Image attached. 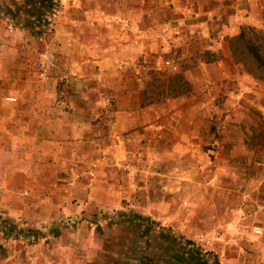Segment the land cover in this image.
Returning a JSON list of instances; mask_svg holds the SVG:
<instances>
[{
    "label": "crops",
    "instance_id": "obj_1",
    "mask_svg": "<svg viewBox=\"0 0 264 264\" xmlns=\"http://www.w3.org/2000/svg\"><path fill=\"white\" fill-rule=\"evenodd\" d=\"M48 1L53 0H0V264H151L135 246L125 245L134 232L151 236V243L161 238L167 248L175 240L146 224L132 225L125 211L147 216L173 208L175 195L186 196L191 184L206 179L187 165V175L167 178L182 186L159 195L160 188L151 186L159 177L135 183L117 165L127 153L149 152L142 142L147 128L162 132L157 155L167 153L163 169L168 170L174 159L192 160L205 150L210 113L238 119L235 105L253 102L245 92L255 89L251 76L233 59L230 40L243 27L263 26L264 0H151L157 11L144 12L135 10L143 9L144 0L88 1L85 20L83 9L69 17L76 25L68 35L69 62L54 67L46 79L37 76L28 40L47 27ZM111 5L118 12H111ZM64 18L59 13L48 25L53 41L64 38ZM110 34L117 36L115 44H106ZM160 45L166 52H179L180 58H199L180 69L191 91L158 106L144 101L143 72L131 65ZM116 46L118 53L111 50ZM62 78L81 93L69 97L68 104L55 97ZM7 95L17 103H5ZM224 132L251 133L235 127ZM215 144L233 151L241 143L222 139ZM218 164L206 167L215 170L214 186ZM197 190L205 202L204 191Z\"/></svg>",
    "mask_w": 264,
    "mask_h": 264
},
{
    "label": "rangeland",
    "instance_id": "obj_2",
    "mask_svg": "<svg viewBox=\"0 0 264 264\" xmlns=\"http://www.w3.org/2000/svg\"><path fill=\"white\" fill-rule=\"evenodd\" d=\"M72 1H48L51 6L47 13V27L45 26L46 28L41 31L35 30L31 35L32 38L28 40L33 43L30 49L34 52V64L36 67L38 66V78H40L38 73L41 61H45L46 79L49 78L50 71L54 67L69 62L68 52L72 48V44H70L68 35L70 32H74L76 26L69 22V17L75 12V9H77V14H80L81 9H83L81 17L85 20L83 15L87 10L86 3L90 1L95 4V1H98V4H101V0H83L77 7L76 5H70ZM144 1V7H146L135 10L144 12L154 9L151 0ZM114 7L111 5L109 10L114 13L118 12L117 5V8ZM129 10H132V7ZM154 10L157 11V9ZM59 13H61V16H65L60 27L64 38L61 41H53V29H48V25L52 27L51 24ZM145 16L147 15H142L143 18ZM154 16L156 17V15ZM154 16L151 14L152 20ZM251 27L264 33V24L263 26ZM5 29L9 30L7 27ZM10 33L11 36L15 34L14 32ZM107 38L106 44L110 41L115 44L114 41L117 36L111 35ZM96 47H99V45ZM111 50L118 53L119 48L116 46ZM198 58L197 56L180 58L179 52H166L162 45L140 56L131 67L143 72L142 77L145 78L143 85L144 101L152 100L151 104L159 106L168 99L188 94L163 97L158 95L157 92L161 89V84L167 76L180 73V69L191 62H197ZM124 62L122 64H125ZM166 62L171 64L174 69L166 68ZM140 71L136 73L137 77L141 75ZM158 73L162 75L164 73V76ZM251 78L254 81L255 92H245V94L247 93L253 102L248 101V105H245L241 100L240 103L235 105L234 112L237 115V120H226L224 113H210L207 116L210 133L205 137V150L199 154L195 153L196 159L188 161L181 158L174 159V167L168 170L163 169L166 163H164L166 160L164 154L167 153L157 155L158 144L164 140L163 134L159 129L156 132L150 127L147 128L148 132L142 138V142L150 148L149 150L147 148L149 152L143 154L132 153L135 158L127 153L123 158V164L117 165L118 170L135 183L144 184L149 179L151 181L153 177H159L158 182L151 183V186L160 188V191L156 192L159 195L165 194V190L171 188V186L174 189L182 186L176 181L171 185L167 178L187 175L184 172L185 169L183 170V167L187 165H190L192 172H196V175L201 176V179H206L205 184H191L189 194L186 196L175 195L173 208H162L157 210L154 215L147 216L131 213V210L125 211L124 216L128 217L127 219L130 220L129 222L132 225L135 223L146 224L154 229L153 231H157L159 236L164 235L168 239L175 240L174 243L172 241V244L169 241L170 245L168 244L167 248L161 238L151 243L150 240L153 239L151 236L146 237L145 233L134 232L135 237L129 240L130 233L127 232V240L129 241L125 245L129 248L135 246L136 251L142 257L152 261L151 264H264V81L257 80L252 76ZM148 83L152 85L148 86ZM75 88V85L67 82L64 78L58 79L55 86L56 101L62 100L66 103L69 97L81 95ZM218 97L217 100L224 101V99ZM16 103L17 100L15 103L8 104L15 105ZM243 112L245 113L244 116H242ZM228 127H235L242 131L248 129L251 133L245 134L243 132L241 135L227 136L224 129ZM245 138L247 139L246 146L243 144ZM222 139H235L237 143L241 144L236 147L237 150L233 151L226 147L222 148L218 144L214 145V142L220 143ZM176 162L183 166L176 165ZM212 163H220L217 165V187L211 183L216 179L214 178L215 170L213 171L212 167L206 169ZM198 187L204 191L205 202L197 198ZM255 229H260L261 234L256 235ZM13 234L15 239L18 238V233ZM137 234L142 236L143 239H139ZM23 235L25 234L23 233ZM21 245L23 244L21 243ZM138 248L140 249L138 250ZM126 251L128 252V248L125 249Z\"/></svg>",
    "mask_w": 264,
    "mask_h": 264
},
{
    "label": "trees",
    "instance_id": "obj_3",
    "mask_svg": "<svg viewBox=\"0 0 264 264\" xmlns=\"http://www.w3.org/2000/svg\"><path fill=\"white\" fill-rule=\"evenodd\" d=\"M233 59L243 70L257 80L264 81V33L254 27H243L240 33L230 40ZM152 84L148 83V86ZM190 86L181 73L167 76L157 92L163 97H174L188 93ZM146 92V91H145ZM152 101V100H151Z\"/></svg>",
    "mask_w": 264,
    "mask_h": 264
},
{
    "label": "built area",
    "instance_id": "obj_4",
    "mask_svg": "<svg viewBox=\"0 0 264 264\" xmlns=\"http://www.w3.org/2000/svg\"><path fill=\"white\" fill-rule=\"evenodd\" d=\"M165 66L168 69H174V67H172V65L169 64L168 62H166ZM38 75H39L40 78H45L46 77V67H45V61L44 60L40 62V68H39ZM4 101L7 102V103H15L16 102V98L13 97V96H6L4 98ZM254 232H255L256 235L261 234L260 229H255Z\"/></svg>",
    "mask_w": 264,
    "mask_h": 264
}]
</instances>
